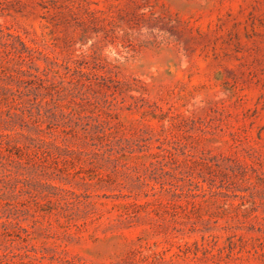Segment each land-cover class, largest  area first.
<instances>
[{
    "label": "rangeland",
    "instance_id": "obj_1",
    "mask_svg": "<svg viewBox=\"0 0 264 264\" xmlns=\"http://www.w3.org/2000/svg\"><path fill=\"white\" fill-rule=\"evenodd\" d=\"M0 264H264V0H0Z\"/></svg>",
    "mask_w": 264,
    "mask_h": 264
}]
</instances>
